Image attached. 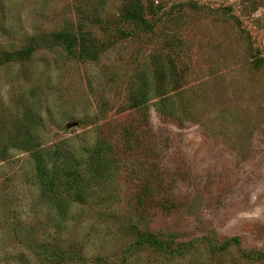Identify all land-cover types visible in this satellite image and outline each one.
<instances>
[{"label":"rangeland","instance_id":"374dc122","mask_svg":"<svg viewBox=\"0 0 264 264\" xmlns=\"http://www.w3.org/2000/svg\"><path fill=\"white\" fill-rule=\"evenodd\" d=\"M136 1L146 29L122 34L114 22ZM81 15L96 49L83 58ZM146 85L166 190L136 208L140 173L124 165L61 218L13 147L0 264H264V0H0V141L27 125L52 161L84 156ZM146 228L160 242L136 238Z\"/></svg>","mask_w":264,"mask_h":264},{"label":"trees","instance_id":"16d2710c","mask_svg":"<svg viewBox=\"0 0 264 264\" xmlns=\"http://www.w3.org/2000/svg\"><path fill=\"white\" fill-rule=\"evenodd\" d=\"M145 9L146 7L141 1L131 2L125 14L120 15L119 20L114 22V27L122 34L126 32L133 34L132 29L134 28L146 29ZM84 22L85 18L81 15L74 26L77 33L75 38L79 49V58L96 52L95 48L90 50L91 44L87 42L83 33ZM121 23L130 26L122 28L120 27ZM144 88L134 97L132 109L127 114L107 121L102 126L94 147L84 156L57 149L53 152L52 161L49 151L40 142H36V137L26 128V125L23 126V129H16L6 139L7 141H0V161L13 147H23L28 150L34 161L35 177L41 195L61 218L67 215V211L73 203L88 199L97 188L112 180L122 166L129 165L132 172L140 173L139 181L143 187L136 208L142 207L141 210H144L148 202H154L151 199L158 191L166 190L165 180L161 176V172L158 171V166L150 168L153 164L159 163V156L163 155L158 151L159 138L150 122V113L147 108L149 101L153 98L150 97V94L152 90L156 89H148L147 85ZM167 100H171L169 95L162 98L161 103ZM173 113L172 110H167V113L163 112L161 115L169 117ZM25 121H28V116H25ZM115 139L117 143L114 141ZM119 144L121 148L118 147ZM176 198V194H166L165 197L160 196L159 201L164 204L165 208L172 209L176 208ZM135 235L136 238H142L144 241L160 242L149 228L143 230V233Z\"/></svg>","mask_w":264,"mask_h":264}]
</instances>
